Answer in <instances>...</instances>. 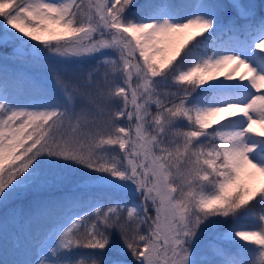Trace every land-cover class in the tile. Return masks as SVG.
Segmentation results:
<instances>
[{"label": "snow or ice", "instance_id": "snow-or-ice-1", "mask_svg": "<svg viewBox=\"0 0 264 264\" xmlns=\"http://www.w3.org/2000/svg\"><path fill=\"white\" fill-rule=\"evenodd\" d=\"M0 46V264H264V4L0 0Z\"/></svg>", "mask_w": 264, "mask_h": 264}, {"label": "trees", "instance_id": "trees-1", "mask_svg": "<svg viewBox=\"0 0 264 264\" xmlns=\"http://www.w3.org/2000/svg\"><path fill=\"white\" fill-rule=\"evenodd\" d=\"M223 1H227L228 0H223ZM138 3H142L143 0H137ZM251 2L256 3L257 5H261L264 4V0H251ZM2 46H0L1 48ZM11 47L8 48H4V51L6 50H10ZM6 52H10V51H6ZM75 191L73 189V185L71 186H67V185H59V186H53L43 192H39V193H34V192H29L26 196L24 197H20V198H13L12 201L9 202L8 205V209H15L17 211H21V212H30L33 210V208L35 207V203L37 201H41V200H51V201H60L63 200L65 198L71 197L73 195H75ZM2 209H4L2 207ZM1 211V210H0ZM33 235L35 234V229L32 230ZM10 236V250H11V232L9 233ZM23 242V241H22ZM4 243V239L3 237L0 239V255H2V246ZM241 244H244L245 242L240 241ZM248 247H255L252 245H247Z\"/></svg>", "mask_w": 264, "mask_h": 264}, {"label": "rangeland", "instance_id": "rangeland-1", "mask_svg": "<svg viewBox=\"0 0 264 264\" xmlns=\"http://www.w3.org/2000/svg\"><path fill=\"white\" fill-rule=\"evenodd\" d=\"M225 3H227V1H223ZM245 2H247V0H245ZM6 51H10V52H7V53H11L12 52V49L10 50H6ZM4 51V47H1L0 48V53H4L6 52ZM4 63V61L2 59H0V66H2ZM8 67L9 69H20L22 71H25V72H29V73H34L35 70L30 68V67H27V66H22L20 65L18 62H13L11 60L8 61ZM243 71V70H242ZM63 185H67V186H71L73 185L72 183H65ZM0 239L3 237V220H4V216H5V209H2V207H0ZM12 208L11 209H7V212H8V216H9V219H8V230H9V233L13 231V228H14V221L12 220L11 218V213H12Z\"/></svg>", "mask_w": 264, "mask_h": 264}]
</instances>
